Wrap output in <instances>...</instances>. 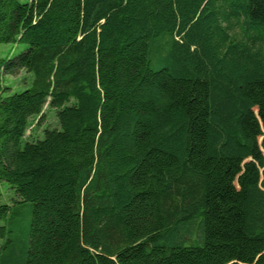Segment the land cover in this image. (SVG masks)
Listing matches in <instances>:
<instances>
[{
    "label": "trees",
    "instance_id": "obj_1",
    "mask_svg": "<svg viewBox=\"0 0 264 264\" xmlns=\"http://www.w3.org/2000/svg\"><path fill=\"white\" fill-rule=\"evenodd\" d=\"M0 184V264H264V0H0Z\"/></svg>",
    "mask_w": 264,
    "mask_h": 264
},
{
    "label": "rangeland",
    "instance_id": "obj_2",
    "mask_svg": "<svg viewBox=\"0 0 264 264\" xmlns=\"http://www.w3.org/2000/svg\"><path fill=\"white\" fill-rule=\"evenodd\" d=\"M22 49L23 47L13 49L11 53V57L17 55ZM5 50H7V48H3L1 50V53H3ZM24 77H25L24 73L21 72L18 76H15V77L2 76L1 80H2V83L5 86H8L11 89V92L14 93V92H20L25 88L24 83H23L25 82L23 80ZM44 113L45 114H44L43 122L38 129L35 128V124H36L35 119L31 121V124L26 133V138H25L26 140L42 138V130L44 128L57 127L54 112L49 110L48 108H45ZM14 199H15V195L13 194V191L8 187V185L0 184V204L10 203Z\"/></svg>",
    "mask_w": 264,
    "mask_h": 264
}]
</instances>
